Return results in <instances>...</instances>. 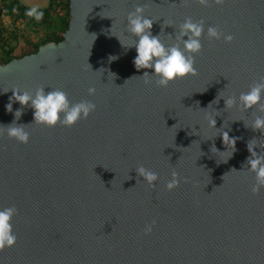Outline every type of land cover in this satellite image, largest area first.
I'll return each mask as SVG.
<instances>
[{"label": "water", "instance_id": "obj_1", "mask_svg": "<svg viewBox=\"0 0 264 264\" xmlns=\"http://www.w3.org/2000/svg\"><path fill=\"white\" fill-rule=\"evenodd\" d=\"M137 6L169 46L187 18L204 22L195 75L167 87L141 77L151 70L134 67L127 31ZM209 26L234 39L208 38ZM262 81L264 0H70L62 41L0 63V209H17V241L0 264H264V187L253 193L245 166L249 141L264 155V132L245 127L264 111L239 104ZM39 88L96 109L47 127L25 108L16 123L30 140L17 142L4 126L21 106H5L14 89ZM228 98L236 103L226 107ZM141 167L158 180L145 181Z\"/></svg>", "mask_w": 264, "mask_h": 264}, {"label": "clouds", "instance_id": "obj_2", "mask_svg": "<svg viewBox=\"0 0 264 264\" xmlns=\"http://www.w3.org/2000/svg\"><path fill=\"white\" fill-rule=\"evenodd\" d=\"M222 2L223 0H217V3ZM200 3L206 4L207 0H200ZM43 15L44 13L37 7H31L26 11V16L34 18L36 21H40ZM127 21V31L135 37V43L131 47L135 48L136 55L132 63L137 71L151 70L143 71L141 77L155 76L159 86L167 87L170 82H174L178 78L196 74L194 67L195 56L202 50L203 21L194 22L190 17L187 18L180 26L179 35L176 37L181 43L170 46L165 45L160 39V34H153L152 29L155 21L144 15L142 6H137L135 11L129 13ZM207 36L210 39H223L229 43L234 39L231 34H225L212 26L208 27ZM116 59L118 57L108 56L110 63ZM145 82L149 81L146 79ZM94 93L95 89L90 88L89 94L93 95ZM262 102H264V81L256 83L247 92L241 93L239 96V104L244 109H252L254 106H259L260 110L264 111V103ZM14 103H19L21 107L15 110L14 121L4 127L7 129L9 138L24 144H27L30 140V134L25 130L27 125H18L16 121L20 120L25 108L33 110V123L47 127H55L57 124L72 127L79 120L86 119L96 109L94 103L86 100L73 104L69 100L67 93L60 89L45 91L44 88H39L34 94L14 89L9 103L5 106L7 112L13 113ZM225 103L226 107H230L236 103V100L228 98L225 99ZM210 126L216 127L215 119L210 121ZM245 127H250L253 131L264 132V117L257 116L251 126L245 124ZM221 136L224 144L231 142L235 146L237 138L230 137L229 131H223ZM255 148L253 140L249 141L247 149L250 156L245 162V166L248 167L249 171L255 173L256 176V185L252 189L253 193H257L260 188L264 187V155L257 154ZM137 173L149 184H153V182L158 180L156 173L143 167L139 168ZM176 176L177 174L173 173V179L167 184L169 190L178 185ZM16 214L17 209L15 207L0 209V250L6 247H13L16 244L17 237L14 234L11 222ZM151 231L152 226L147 225L145 232Z\"/></svg>", "mask_w": 264, "mask_h": 264}, {"label": "trees", "instance_id": "obj_3", "mask_svg": "<svg viewBox=\"0 0 264 264\" xmlns=\"http://www.w3.org/2000/svg\"><path fill=\"white\" fill-rule=\"evenodd\" d=\"M31 8L20 0H3L0 6V15L10 18L13 29L10 31L0 20V63H7L13 58L22 57L26 54L35 53L39 47L48 42H60L64 39V33L69 27L70 21V0H48L47 6L38 8L44 13L40 21L26 16V11ZM24 23L29 27L35 42H28L30 49L22 56L15 55L13 41L19 39L17 25ZM30 40V39H29Z\"/></svg>", "mask_w": 264, "mask_h": 264}, {"label": "rangeland", "instance_id": "obj_4", "mask_svg": "<svg viewBox=\"0 0 264 264\" xmlns=\"http://www.w3.org/2000/svg\"><path fill=\"white\" fill-rule=\"evenodd\" d=\"M20 1L27 6L37 7V8H43L48 4V0H20ZM2 5H3V0H0V6ZM0 20L2 24L6 27V29H8L9 31L13 29V24L10 18L4 15H0ZM17 28L19 29V39L17 41H13L12 45L15 46V55L22 56L25 52H27L30 49L28 42L29 41L35 42L37 38L36 36L32 35L31 31L29 30V27L26 24L20 23L17 25Z\"/></svg>", "mask_w": 264, "mask_h": 264}]
</instances>
